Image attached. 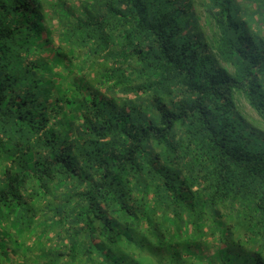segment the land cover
Returning <instances> with one entry per match:
<instances>
[{
  "label": "trees",
  "instance_id": "1",
  "mask_svg": "<svg viewBox=\"0 0 264 264\" xmlns=\"http://www.w3.org/2000/svg\"><path fill=\"white\" fill-rule=\"evenodd\" d=\"M0 235L264 264V0H0Z\"/></svg>",
  "mask_w": 264,
  "mask_h": 264
},
{
  "label": "rangeland",
  "instance_id": "2",
  "mask_svg": "<svg viewBox=\"0 0 264 264\" xmlns=\"http://www.w3.org/2000/svg\"><path fill=\"white\" fill-rule=\"evenodd\" d=\"M0 264H28V247L19 246L11 236L0 235ZM25 242V239H19V243ZM33 264V263H31Z\"/></svg>",
  "mask_w": 264,
  "mask_h": 264
}]
</instances>
